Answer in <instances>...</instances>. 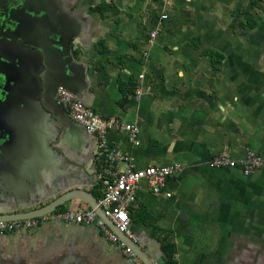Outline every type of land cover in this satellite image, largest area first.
I'll use <instances>...</instances> for the list:
<instances>
[{"label": "crops", "instance_id": "0c3cea01", "mask_svg": "<svg viewBox=\"0 0 264 264\" xmlns=\"http://www.w3.org/2000/svg\"><path fill=\"white\" fill-rule=\"evenodd\" d=\"M146 1L0 0V216L73 191L99 197L97 140L58 104L65 86L103 116L140 127L137 147L123 134L109 137L137 168L182 167L160 194L144 182L130 208L131 231L153 264H168L165 245L177 264H264V65L244 62L242 75L228 76V52L214 40L228 31L213 15L228 0ZM164 3L174 4L170 13ZM102 4L110 5L104 14L95 10ZM210 50L225 59L212 62L203 54ZM250 153L263 165L248 176L209 165ZM53 214L0 234V264H144L95 224Z\"/></svg>", "mask_w": 264, "mask_h": 264}, {"label": "built area", "instance_id": "2783aa9c", "mask_svg": "<svg viewBox=\"0 0 264 264\" xmlns=\"http://www.w3.org/2000/svg\"><path fill=\"white\" fill-rule=\"evenodd\" d=\"M167 18L168 15H162L161 21ZM159 33L160 27L150 32L151 43ZM144 56L147 58L148 54L145 53ZM142 78L143 76H140V79ZM55 94L58 104L88 135L97 140L94 156L98 166L95 173V187L99 192L98 204L108 219L112 221L114 227L136 243V236L130 228V208L137 201L141 185L146 182L153 193L160 194L167 188L170 179L178 175L182 168L181 165L137 168L133 156L116 147L109 137L115 133L123 134L129 143L137 147L140 145L139 126L127 123L119 117L103 116L94 108L87 106L74 91L65 86H58ZM137 95H140V91ZM209 165L211 168L221 170L239 166L244 175L248 176L263 165V159L255 153H250L245 160L239 162L229 155L220 154L215 156ZM167 195L170 197L172 194L168 193ZM53 213L25 220H0V234L6 235L19 230H30L40 223L48 221L53 214L56 220L65 223L95 224L104 231L108 240L118 245L125 255L139 261L133 249L106 225V222L93 208L86 206L75 211Z\"/></svg>", "mask_w": 264, "mask_h": 264}, {"label": "rangeland", "instance_id": "374dc122", "mask_svg": "<svg viewBox=\"0 0 264 264\" xmlns=\"http://www.w3.org/2000/svg\"><path fill=\"white\" fill-rule=\"evenodd\" d=\"M250 3L251 0H228V4L224 3V5H220L221 9H218L217 3H214V5H216L215 7L218 9L217 12L213 11L214 17L218 19V21H216V27H220L226 30V32L228 31V33L224 35L223 30H220L219 35L214 39L218 47L222 44L226 53L228 52V76H237V74H241L244 62H261L264 65V5L263 8L250 7ZM153 4L154 3L148 0L146 1L145 7L150 8L149 6L151 5V7H153ZM172 5L174 4L170 6V4L165 5L164 3L163 7H161V4L160 7L163 11L165 10V12L170 13ZM158 11H160V8L156 10L155 14H158ZM246 12L259 15L260 17L258 19L257 28L252 31H249L248 28L242 29L239 27L240 22H246ZM161 15L162 14L158 17L161 18ZM123 17L125 18V16ZM156 28L158 27L156 26L153 30ZM161 31H163V26L160 25V32Z\"/></svg>", "mask_w": 264, "mask_h": 264}, {"label": "water", "instance_id": "95a60500", "mask_svg": "<svg viewBox=\"0 0 264 264\" xmlns=\"http://www.w3.org/2000/svg\"><path fill=\"white\" fill-rule=\"evenodd\" d=\"M74 199H81L86 201L88 205L95 210V212L98 213L99 217L103 219L106 222V225L111 228V230L119 236V238L127 243L133 251L136 253V255L139 257V259L142 260L144 264H153L152 261L148 258V256L145 254L143 249L137 245V243H134L131 241L126 235L119 232L117 228L114 227L112 221L108 219V217L105 215L103 209L98 204V199L95 197L94 194L90 192H82V191H73L70 192L62 197H60L58 200L54 201L50 205L36 210V211H30L15 215H2L0 216V220L4 221H13V220H25V219H32L35 217L51 214L55 212L59 207L64 205L65 203L74 200Z\"/></svg>", "mask_w": 264, "mask_h": 264}, {"label": "trees", "instance_id": "16d2710c", "mask_svg": "<svg viewBox=\"0 0 264 264\" xmlns=\"http://www.w3.org/2000/svg\"><path fill=\"white\" fill-rule=\"evenodd\" d=\"M263 1L264 0H251L250 7H262L263 8V5H264ZM109 6L110 5L102 4L100 7H97L95 10L101 14H104L105 11L109 10ZM245 15L247 17L246 22L245 21L240 22L239 27L242 29L248 28L249 31L256 29L258 25V19L260 18L259 15H254L249 12H246ZM203 54L206 56H209L212 62L218 63V64H220L225 59L224 55L214 50L205 51ZM59 211H64L63 207H60L59 209H57L56 212H59ZM163 251L166 255L168 264H177V261L174 258L175 249L173 245H165L163 247Z\"/></svg>", "mask_w": 264, "mask_h": 264}]
</instances>
